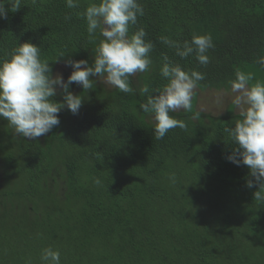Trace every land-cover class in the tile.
Wrapping results in <instances>:
<instances>
[{
    "label": "trees",
    "instance_id": "16d2710c",
    "mask_svg": "<svg viewBox=\"0 0 264 264\" xmlns=\"http://www.w3.org/2000/svg\"><path fill=\"white\" fill-rule=\"evenodd\" d=\"M90 2L68 9L65 0H21L0 19V60L30 41L66 82L73 71L66 60L91 65L102 39L89 37L80 15ZM140 3L145 14L130 32L145 28L154 49L152 70L130 77L134 93L98 80L89 90L73 83L69 91L83 97L79 113L63 108L60 124L36 139L0 118V264H42L49 246L61 264H264V201L254 200L258 186L247 187L249 168L227 159L236 146L224 129L241 118L236 108L206 114L196 95L191 112L170 114L186 127L156 140L139 106L145 84L151 92L167 83L159 72L164 54L204 73L200 92L230 91L237 69L264 80L255 63L264 55V0ZM193 34L213 38L207 66L159 42ZM53 99L63 102L59 92Z\"/></svg>",
    "mask_w": 264,
    "mask_h": 264
},
{
    "label": "clouds",
    "instance_id": "9594fccd",
    "mask_svg": "<svg viewBox=\"0 0 264 264\" xmlns=\"http://www.w3.org/2000/svg\"><path fill=\"white\" fill-rule=\"evenodd\" d=\"M80 3L81 0H65L68 9L79 8ZM20 5L21 0H0V19H7L8 12L19 10ZM144 14L140 0H92L80 15L86 21L89 37L95 39L98 34L102 39L93 49L91 65L83 59L66 60V65L73 69L66 82L62 74L53 75L50 61L41 58L39 46L30 41L18 43L8 58L0 60V118L6 119L18 136L36 139L60 124L59 113L63 108L67 107L73 115L79 113L83 97L69 91L73 83L89 90L98 80L120 92L134 93L130 77L150 72L153 64L150 54L154 43L147 39L148 32L143 27L130 32L132 26L138 25V17ZM70 19L71 16H65V20ZM159 42L173 49L181 60L194 57L201 66L210 63L208 51L215 47L211 34H193L190 40L183 41L160 36ZM63 57L65 54L60 53L53 62ZM162 61L159 72L167 83L151 92L147 84L140 89L146 99L139 106L153 121L156 140L163 139L171 129L186 127L170 114L192 111L195 89L205 78L204 73L186 70L167 54ZM255 63L264 67V55L258 56ZM229 85L231 103L241 118L235 121L234 127L224 129L236 146L227 159L249 168L253 179L247 180V187L258 186L254 200L264 201V80L257 79L252 72L237 69ZM58 92L63 102L53 99ZM222 98L223 93L218 96V102ZM199 115L195 113L193 119ZM93 182L97 186L102 184L98 177ZM40 261L61 264L60 251L45 247Z\"/></svg>",
    "mask_w": 264,
    "mask_h": 264
},
{
    "label": "rangeland",
    "instance_id": "374dc122",
    "mask_svg": "<svg viewBox=\"0 0 264 264\" xmlns=\"http://www.w3.org/2000/svg\"><path fill=\"white\" fill-rule=\"evenodd\" d=\"M68 71V69H65ZM62 73H64L62 71ZM105 84V83H104ZM109 89H114L112 86L105 84ZM223 93V98L218 102L217 98ZM198 95V104L197 109L200 112L211 114L214 116H223L228 110L232 100V96L230 91H216V90H208L205 92H200L197 88L195 89L193 98ZM192 98V99H193ZM182 111V110H180ZM236 112H239L236 109Z\"/></svg>",
    "mask_w": 264,
    "mask_h": 264
}]
</instances>
